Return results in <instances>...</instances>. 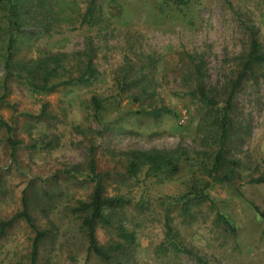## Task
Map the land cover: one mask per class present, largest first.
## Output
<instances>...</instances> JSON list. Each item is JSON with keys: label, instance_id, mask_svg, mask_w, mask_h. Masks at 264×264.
Masks as SVG:
<instances>
[{"label": "rangeland", "instance_id": "obj_1", "mask_svg": "<svg viewBox=\"0 0 264 264\" xmlns=\"http://www.w3.org/2000/svg\"><path fill=\"white\" fill-rule=\"evenodd\" d=\"M10 1L19 24L9 23L10 4L2 0L0 120L11 132L0 127V222L24 201L33 225L18 218L5 229L0 264H29L37 230L45 235L36 264H199L193 254L210 264H264V183L247 182L264 176V64H251L232 99L225 156L238 162V173L231 182L215 180L222 167L209 175L218 149L210 118L252 38L264 48V0H95L90 22H82L89 0ZM9 34L10 61L28 62L29 77L6 65ZM56 53L67 56L50 84L79 75L88 58L94 78L37 90L44 70L34 61ZM199 86L217 105L190 94ZM161 106L171 112H141ZM151 149L175 157L178 172L146 175L142 167L129 176L122 152ZM91 152L96 169L108 172L105 194L128 201L111 224L97 225L98 243L116 242L118 224L135 235L108 261L88 251L82 213L73 210L92 192ZM201 194L210 201H192L182 215V197ZM167 220L176 242L167 237Z\"/></svg>", "mask_w": 264, "mask_h": 264}, {"label": "trees", "instance_id": "obj_2", "mask_svg": "<svg viewBox=\"0 0 264 264\" xmlns=\"http://www.w3.org/2000/svg\"><path fill=\"white\" fill-rule=\"evenodd\" d=\"M2 0H0L1 2ZM9 5V23L15 24L16 27L18 23V13L13 8V3L10 0H6ZM95 0H89V4L86 11V17L83 18L82 22H90L91 18L93 19V11L95 9ZM87 20V21H86ZM14 43L15 40L11 34L8 36L7 40V54H6V65L7 67L14 66L19 70H26V76H30L33 74V67L29 66V63L26 61L15 62L11 60V57L14 53ZM67 56L66 53H56L49 54L44 57L42 60H36L35 63L38 64L39 69L42 68L44 72L40 74V82L35 85L36 89L39 91L50 92L55 88L61 85L68 84H85L89 83L92 78L95 76V68L92 65V59L88 58L85 64L84 70L77 75L76 77L70 76L68 79L63 81H58L55 83H49V79L52 77H56L57 67L63 58ZM252 63L264 64V48H262L261 44L255 39L252 38L248 52L245 56V59L242 62L241 70L237 74L235 80H233L232 87L224 101V105L220 108L215 109V114L210 118V123L214 127L216 134L218 135V149L216 150L213 161L211 163V168L209 171V175L211 176L212 172L216 171L218 168H224L225 172L222 176L216 178L215 180L219 182H231L236 177L238 171V162L230 157H226V145L228 139L230 137V130L232 127L231 123V112L233 107V96L234 93L241 85V81L244 76L247 74L246 72L250 71V66ZM251 74V73H250ZM261 77L264 78V72L260 74ZM191 95L197 96L200 101L211 106L217 105V102L214 99H211L207 96L204 88L197 87L192 90ZM0 100L5 103L4 95L0 96ZM95 108H100L101 104L99 99L93 97L92 99ZM46 106V105H45ZM43 107L42 113L44 114ZM143 113L150 114H158L161 112L170 113L171 110L165 106H161L153 111L142 110ZM5 127L6 131L10 134L11 127L5 121L0 120V127ZM8 140L12 143V138L9 137ZM127 157V165L126 171L129 176H134L142 167H145V174H156L160 172H165L168 176L175 174L179 170V165L177 159L173 157L170 153L164 152L158 149L151 150H128L122 152ZM89 167V175L90 181L93 183L92 192L89 200L83 201L80 200L77 203V206L73 208L74 212L82 213V221L81 224L84 227L88 240V251L94 253L96 256L103 260H111L115 257L117 253L126 252L127 248L134 244L135 235L133 232L128 231L124 225L118 224L116 226L117 237L118 240L112 244H108L106 246L98 243L95 232L96 227L99 223L104 225L111 224V218H113V214L116 210L124 207L128 201L124 195L116 194V195H106L105 194V180L108 176V172L98 171L95 165V159L90 154V159L88 163ZM247 182L250 183H264V176L251 178ZM192 201L195 202H205L210 201V198L206 194L201 195H192L191 197H182V205H181V213L186 216L189 214V205ZM23 218L29 225H33L31 216L27 211V206L23 201V208L21 211L14 213L7 220L0 222V236L4 234L6 228L10 227L13 222L18 219ZM217 219L221 221L226 228H228L232 233L235 232V227L221 214H218ZM166 226V234L167 237L176 242V235L172 230V227L167 220L165 223ZM45 231L37 230L35 236L32 241L31 248V257L29 264H36V257L38 246L41 239L44 237ZM187 253L193 254L191 250L186 249ZM195 259L199 264H210L198 254H193ZM118 264H123L122 262H118Z\"/></svg>", "mask_w": 264, "mask_h": 264}]
</instances>
